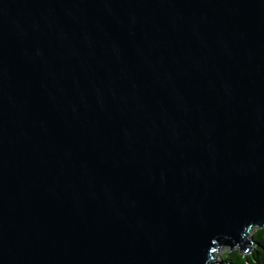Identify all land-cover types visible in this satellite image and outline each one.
<instances>
[{
	"label": "water",
	"instance_id": "water-1",
	"mask_svg": "<svg viewBox=\"0 0 264 264\" xmlns=\"http://www.w3.org/2000/svg\"><path fill=\"white\" fill-rule=\"evenodd\" d=\"M264 230V0H0V264H223Z\"/></svg>",
	"mask_w": 264,
	"mask_h": 264
},
{
	"label": "trees",
	"instance_id": "trees-1",
	"mask_svg": "<svg viewBox=\"0 0 264 264\" xmlns=\"http://www.w3.org/2000/svg\"><path fill=\"white\" fill-rule=\"evenodd\" d=\"M251 241L254 242L248 251L240 253L236 248L231 251L226 249L221 254L223 264H264V230L255 228L249 232Z\"/></svg>",
	"mask_w": 264,
	"mask_h": 264
},
{
	"label": "rangeland",
	"instance_id": "rangeland-1",
	"mask_svg": "<svg viewBox=\"0 0 264 264\" xmlns=\"http://www.w3.org/2000/svg\"><path fill=\"white\" fill-rule=\"evenodd\" d=\"M253 231V229H252ZM251 232V231H250ZM228 249L227 247H221V248H218L215 252H214V260L215 261H218L221 259V254L226 250Z\"/></svg>",
	"mask_w": 264,
	"mask_h": 264
}]
</instances>
